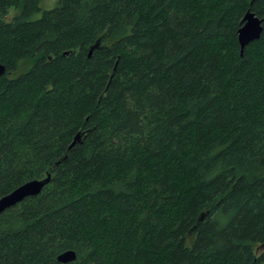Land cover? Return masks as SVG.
<instances>
[{
  "label": "trees",
  "instance_id": "16d2710c",
  "mask_svg": "<svg viewBox=\"0 0 264 264\" xmlns=\"http://www.w3.org/2000/svg\"><path fill=\"white\" fill-rule=\"evenodd\" d=\"M39 5L0 0V197L50 173L0 264H264V0Z\"/></svg>",
  "mask_w": 264,
  "mask_h": 264
},
{
  "label": "water",
  "instance_id": "95a60500",
  "mask_svg": "<svg viewBox=\"0 0 264 264\" xmlns=\"http://www.w3.org/2000/svg\"><path fill=\"white\" fill-rule=\"evenodd\" d=\"M261 21L262 19L259 18L253 11L250 9L246 10L241 19V25L237 29V41L240 46V52H242L245 45L260 37L262 31ZM96 45L97 44L92 45L90 51ZM5 71V65L0 63V76L3 75ZM77 139H79V134L75 135L70 146L74 145ZM49 180L50 173L46 174L43 178L28 180L11 190L9 193L2 195L0 197V213L19 203L26 197L39 194ZM75 258L76 253L73 249H66L57 255V260L62 263L71 262Z\"/></svg>",
  "mask_w": 264,
  "mask_h": 264
},
{
  "label": "rangeland",
  "instance_id": "374dc122",
  "mask_svg": "<svg viewBox=\"0 0 264 264\" xmlns=\"http://www.w3.org/2000/svg\"><path fill=\"white\" fill-rule=\"evenodd\" d=\"M39 3H40L39 5L40 9L33 14L32 16L33 18L41 16L43 10L52 8L56 4V0H39ZM14 13L15 10L11 8L9 13L6 15V19L9 20ZM258 250L259 249H257V251Z\"/></svg>",
  "mask_w": 264,
  "mask_h": 264
}]
</instances>
